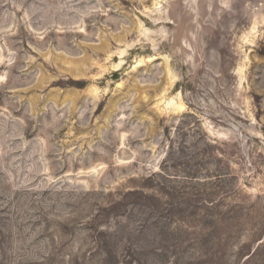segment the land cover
Segmentation results:
<instances>
[{"label":"rangeland","instance_id":"rangeland-1","mask_svg":"<svg viewBox=\"0 0 264 264\" xmlns=\"http://www.w3.org/2000/svg\"><path fill=\"white\" fill-rule=\"evenodd\" d=\"M0 264H264V0H0Z\"/></svg>","mask_w":264,"mask_h":264}]
</instances>
